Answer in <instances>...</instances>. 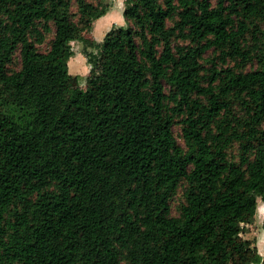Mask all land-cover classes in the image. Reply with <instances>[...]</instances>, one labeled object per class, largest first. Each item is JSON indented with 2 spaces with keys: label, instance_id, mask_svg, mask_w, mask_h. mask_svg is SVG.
Here are the masks:
<instances>
[{
  "label": "trees",
  "instance_id": "trees-1",
  "mask_svg": "<svg viewBox=\"0 0 264 264\" xmlns=\"http://www.w3.org/2000/svg\"><path fill=\"white\" fill-rule=\"evenodd\" d=\"M133 1L77 93L104 0H0V264L259 262L264 0Z\"/></svg>",
  "mask_w": 264,
  "mask_h": 264
},
{
  "label": "clouds",
  "instance_id": "clouds-1",
  "mask_svg": "<svg viewBox=\"0 0 264 264\" xmlns=\"http://www.w3.org/2000/svg\"><path fill=\"white\" fill-rule=\"evenodd\" d=\"M126 0H112V6L109 9V12L106 13L107 16H110L111 21L105 28L104 32L99 35L94 36V40L97 44H103L105 36L107 32L115 29H126L128 27L127 19L124 13L127 10ZM95 23V22H94ZM68 45L70 49L72 45L77 42L74 40H69ZM80 49H83V45H79V49H72L75 52V59L82 65V70L79 72H72L69 70L67 74L69 76H78L80 78L79 86L81 88H86L87 79L90 76L93 65L88 62L89 58L84 54V52ZM98 54V53H97ZM73 57L69 58V67L71 66V62ZM256 223H257V231L251 232L249 235L244 236V239H252L255 238L254 248L256 256L259 258V264H264V200L260 197L256 198V209H255Z\"/></svg>",
  "mask_w": 264,
  "mask_h": 264
},
{
  "label": "rangeland",
  "instance_id": "rangeland-1",
  "mask_svg": "<svg viewBox=\"0 0 264 264\" xmlns=\"http://www.w3.org/2000/svg\"><path fill=\"white\" fill-rule=\"evenodd\" d=\"M126 3H127V5H131V4H133L134 3V1L133 0H126ZM104 5L102 6V9H103V14H105L106 13V9L108 8V7H110L111 8V6H112V0H104V3H103ZM107 12H109V11H107ZM102 14V15H103ZM96 20V19H95ZM94 23V22H93ZM93 25H95V26H93L92 28H91V33H92V35H93V37L94 36H96V35H99V34H101V31H100V26H98L97 27V25H98V23L97 24H93ZM82 35V39H84L83 38V36H85V37H90V32L89 33H83V34H81ZM90 39V38H89ZM78 40H81V39H77V41ZM88 40V39H87ZM74 41H76V40H74ZM80 44H82V43H80V41H78L76 44H74V45H72V49H79V45ZM83 45V44H82ZM85 46L83 45V48H84ZM41 48H43V46L41 47ZM87 49H88V47H87ZM80 50H82L83 52H84V54L86 55V56H88V58H89V60H88V62L89 63H91L92 65H93V69L95 68V62H96V58H97V56H98V54L97 53H99V50H100V44H95L92 48H89L88 50H91L89 53H87V51L86 50H83V49H80ZM207 53V52H206ZM208 64L206 63L205 64V66H207ZM69 70H71L72 72H79V71H81L82 70V65H75V64H73L72 62H71V66L68 68V71ZM79 84H80V78L78 77V76H70V85H71V87H72V90L74 91V92H77V93H84V92H86V90H87V86H86V88H81L80 86H79ZM165 87H166V90L168 89V86H167V84H165ZM173 132H174V134H175V136H176V138H177V140L182 144L183 142H182V138H181V136H180V133H181V125H180V123H178V122H175L174 124H173ZM182 186H180L178 189H177V191L175 192V194L172 196V198H171V200H170V211H171V214H177V212H178V207H179V203L183 200V196H182ZM253 222V221H252ZM246 229V228H245Z\"/></svg>",
  "mask_w": 264,
  "mask_h": 264
},
{
  "label": "crops",
  "instance_id": "crops-1",
  "mask_svg": "<svg viewBox=\"0 0 264 264\" xmlns=\"http://www.w3.org/2000/svg\"><path fill=\"white\" fill-rule=\"evenodd\" d=\"M109 9H110V7H108L107 9H106V13H108L107 11H109ZM106 13L105 14H103V15H101L100 17H98V18H96V20H94V22L95 23H93V24H97L98 23V25H97V27L98 26H100V31H101V33L102 32H104V30H105V28L107 27V25L110 23V21H111V18H110V16H107L106 15ZM93 26H95V25H92V27ZM83 38L84 39H81V40H78V41H80V43H82L85 47L83 48V50H86L87 51V53H89L91 50H88L89 48H92L95 44H96V42H95V40H94V37H93V35H92V33H91V31H90V39L88 38V37H85V36H83ZM88 39V40H87ZM77 41V39H76V42H78ZM87 47H88V49H87ZM89 51V52H88ZM91 53V52H90ZM70 57H73V60H72V63L73 64H77V65H81L76 59H75V52L73 51V54H72V56H70ZM69 57V58H70ZM68 62H69V59H68ZM67 62V64H68V68H69V63ZM245 231H244V233H243V237L244 236H247V235H249L251 232H253V231H257V223H256V216H255V214H254V219H253V222L252 223H250V224H246L245 225ZM250 240H252V242L253 243H255V238H252V239H250ZM249 264H259V262H251V263H249Z\"/></svg>",
  "mask_w": 264,
  "mask_h": 264
}]
</instances>
